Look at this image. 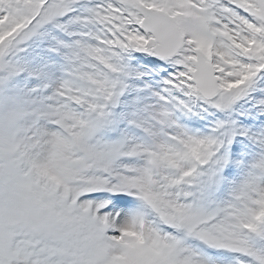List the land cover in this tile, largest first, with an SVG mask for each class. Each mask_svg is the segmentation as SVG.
Returning <instances> with one entry per match:
<instances>
[{"label":"snow or ice","instance_id":"6c2138e0","mask_svg":"<svg viewBox=\"0 0 264 264\" xmlns=\"http://www.w3.org/2000/svg\"><path fill=\"white\" fill-rule=\"evenodd\" d=\"M0 264H264V0H0Z\"/></svg>","mask_w":264,"mask_h":264}]
</instances>
